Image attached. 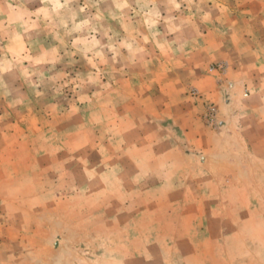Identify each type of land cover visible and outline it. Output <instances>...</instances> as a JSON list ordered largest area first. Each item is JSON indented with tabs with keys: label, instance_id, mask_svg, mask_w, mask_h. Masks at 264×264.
Here are the masks:
<instances>
[{
	"label": "rangeland",
	"instance_id": "1",
	"mask_svg": "<svg viewBox=\"0 0 264 264\" xmlns=\"http://www.w3.org/2000/svg\"><path fill=\"white\" fill-rule=\"evenodd\" d=\"M0 264H264V0H0Z\"/></svg>",
	"mask_w": 264,
	"mask_h": 264
}]
</instances>
